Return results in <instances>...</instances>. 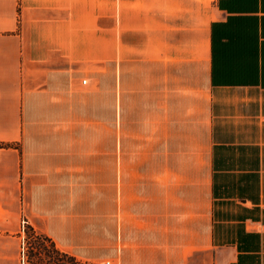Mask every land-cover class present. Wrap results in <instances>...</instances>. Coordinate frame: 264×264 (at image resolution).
<instances>
[{"label":"crops","instance_id":"obj_1","mask_svg":"<svg viewBox=\"0 0 264 264\" xmlns=\"http://www.w3.org/2000/svg\"><path fill=\"white\" fill-rule=\"evenodd\" d=\"M125 117L149 174L194 154L190 229L141 226ZM0 145V264H24L23 223L82 263L139 264L147 232L151 264H264V0H0Z\"/></svg>","mask_w":264,"mask_h":264},{"label":"rangeland","instance_id":"obj_2","mask_svg":"<svg viewBox=\"0 0 264 264\" xmlns=\"http://www.w3.org/2000/svg\"><path fill=\"white\" fill-rule=\"evenodd\" d=\"M110 74L108 78V87L114 90V63L110 64ZM109 96V136H115V125H114V92ZM123 135L125 137L124 150L125 152L131 153L139 152L140 160H138L140 165L139 175H131V159L125 161V170L127 172L124 174L123 181V191L126 196L131 198L132 195V182H134V195L139 194L140 198V224L147 225L154 221L161 222L163 225V220L158 219L161 216L168 217L169 222L174 226H182L184 229H190V219L195 216L196 205L199 203L201 207H204V213L206 206L208 204V198L206 195L203 197L199 194V186L197 182L203 180L202 177L198 180L195 175V161L194 154H189V160L183 161L181 164H175L174 161H170L166 169H157L154 173L152 171L149 174L148 170V144H147V128L146 127H132L131 119L125 117V126L123 129ZM109 184L115 179V176H109ZM157 183V186H154V183ZM201 184V181H199ZM206 182V181H205ZM119 188L122 189L121 185ZM138 188V189H137ZM110 191L114 193L115 188L109 186ZM114 194L111 195L109 192V202L107 208L101 207L93 209V216H107V232L109 235L108 243L111 248V245L115 242V235L117 232V223L121 222V211L115 208ZM150 200V202H149ZM156 201V204L153 203ZM163 201H166L165 204ZM126 214V211H125ZM127 214H131L128 211ZM126 214V215H127ZM149 216L151 219H149ZM180 219H182L180 221ZM128 220H131L129 217ZM179 222V223H178ZM24 231L26 230V224H22ZM103 228V225H102ZM25 234L22 246V262L25 261L27 264H52L54 261L46 256V253L42 251L33 250L38 244L35 240H28ZM162 243V238L159 239ZM153 243V240L149 239L148 233H141L140 239V256L136 257V260L139 264H151L148 263V259L152 258L151 253L148 250V244ZM32 244V245H31ZM40 244H43L45 249H48L49 243L44 240L40 241ZM156 244H160L156 242ZM111 248L110 251H111ZM157 249L162 250V248L157 247ZM41 253V256L39 254ZM26 255V256H25ZM52 256V253L50 254ZM39 257V258H38ZM129 260L131 261V255H129ZM25 258V260H24ZM60 258V257H59ZM41 259V261H39ZM24 260V261H23ZM61 264H74L71 262L70 256L61 257ZM78 260V259H77ZM79 261V260H78ZM111 264H117L115 260L110 259ZM104 262V263H105ZM78 264H93V263H82L81 261ZM155 264H163L162 261H156Z\"/></svg>","mask_w":264,"mask_h":264},{"label":"trees","instance_id":"obj_3","mask_svg":"<svg viewBox=\"0 0 264 264\" xmlns=\"http://www.w3.org/2000/svg\"><path fill=\"white\" fill-rule=\"evenodd\" d=\"M8 147H9V145H0V148H8ZM25 234L27 236V241L28 240H35L36 242H38L37 246L35 248H33V250L36 249V251H40L41 249H43L42 251H44L46 253V256H48L50 259H52L54 261L52 264H61L62 261L60 260V258L64 257V256H69L68 254L60 252L56 248L55 244L49 238L45 237L44 235L38 234L33 228L26 227ZM41 240H44L45 242L50 244L48 249H45L44 245L40 244ZM51 253H52V256H50ZM39 256H41V253L39 254ZM70 258H71V262L74 264H78L80 262L75 257L70 256ZM39 261H41V259H39ZM29 264H30V262H29ZM41 264H44V263L41 262Z\"/></svg>","mask_w":264,"mask_h":264},{"label":"built area","instance_id":"obj_4","mask_svg":"<svg viewBox=\"0 0 264 264\" xmlns=\"http://www.w3.org/2000/svg\"><path fill=\"white\" fill-rule=\"evenodd\" d=\"M82 83H83L84 86H86L87 85V80H84ZM103 264H111V262H105Z\"/></svg>","mask_w":264,"mask_h":264}]
</instances>
